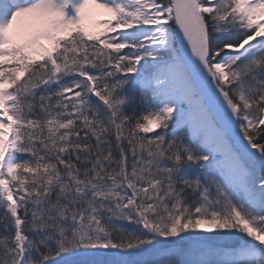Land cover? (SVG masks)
I'll list each match as a JSON object with an SVG mask.
<instances>
[{
    "label": "snow or ice",
    "instance_id": "1",
    "mask_svg": "<svg viewBox=\"0 0 264 264\" xmlns=\"http://www.w3.org/2000/svg\"><path fill=\"white\" fill-rule=\"evenodd\" d=\"M0 264H264V0H0Z\"/></svg>",
    "mask_w": 264,
    "mask_h": 264
},
{
    "label": "bare ground",
    "instance_id": "2",
    "mask_svg": "<svg viewBox=\"0 0 264 264\" xmlns=\"http://www.w3.org/2000/svg\"><path fill=\"white\" fill-rule=\"evenodd\" d=\"M101 18H103V17H101Z\"/></svg>",
    "mask_w": 264,
    "mask_h": 264
}]
</instances>
